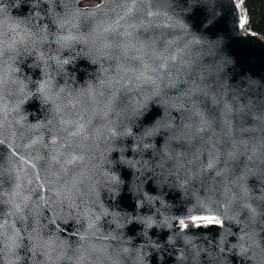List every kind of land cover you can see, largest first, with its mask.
<instances>
[{
    "label": "water",
    "instance_id": "1",
    "mask_svg": "<svg viewBox=\"0 0 264 264\" xmlns=\"http://www.w3.org/2000/svg\"><path fill=\"white\" fill-rule=\"evenodd\" d=\"M0 8V218L20 230L15 247L0 242V264H264V37L238 27L247 19L240 0H0ZM104 29L109 40L154 48L101 55L93 38ZM69 35L81 39L57 42ZM152 51L176 59L149 73L154 83L136 81L135 57L156 65ZM119 64L133 71L115 85ZM41 85L58 102L80 99L85 135L59 130ZM190 101L217 119L230 108L236 142L232 159L225 163L222 143L217 165L199 176L187 142L171 138ZM169 119L172 129L144 135ZM15 204L23 218L10 215ZM193 215L221 223L197 227Z\"/></svg>",
    "mask_w": 264,
    "mask_h": 264
},
{
    "label": "snow or ice",
    "instance_id": "2",
    "mask_svg": "<svg viewBox=\"0 0 264 264\" xmlns=\"http://www.w3.org/2000/svg\"><path fill=\"white\" fill-rule=\"evenodd\" d=\"M131 4H135V0H131ZM99 7V6H98ZM82 11L85 14H91L96 9H82ZM132 12V7H128L125 11V15H129ZM149 16L153 15L151 11L147 13ZM249 21L246 18H241L238 20V27L243 28ZM130 28L135 29L136 25L131 24L129 25ZM111 31V29H104L103 33H98L93 38V46H95L99 52V54L104 55L106 54V50H111L113 48H119L124 56H127L129 48H134L136 52L143 53L144 55H148V48H154V44L149 41L147 43V47H145L144 44H139L138 46L136 44H132L128 41L125 42H119V41H113L109 40L104 33H107ZM126 37H131L133 33L131 31L125 30L123 33ZM73 39H81L80 37H73L71 35L69 36H60L57 39L58 43L67 44L68 41H71ZM23 41H21L22 43ZM15 43V41H14ZM11 47V45H9ZM4 54V49L2 46H0V57H2ZM107 54L110 56L111 52L107 51ZM151 57L155 60L159 61L158 64L152 65L147 60L144 59L143 55H139L135 57L140 61V64L142 65V68H139L136 70V72L133 73L136 81H141L147 83L149 81L155 82L154 78L149 75V73H156L160 72L162 70H165L168 68V61L172 60L175 61L176 57H165L162 54H157L156 51L151 52ZM65 62V61H64ZM133 70L131 68L125 69L124 64H119L116 68V72L118 74V78L114 80L115 85H120L121 81L123 80V76H119L120 73L132 72ZM112 86V85H109ZM46 85H41L38 89L44 96L45 102H51L53 104V113L54 119L57 120L58 124L60 125V131L68 133V136H83L85 135V127L86 124L83 122L85 121V116L88 113V109L85 107L78 108V105L81 104V101L79 98H71L67 99V102L59 101V94H56L55 96H50L47 92H45ZM61 92L63 89L60 90ZM197 90L196 89H190L185 95L192 96L195 94ZM89 97L92 99V103L96 104L97 101L95 99V91L92 88H89L87 90ZM154 95L158 94V91L156 93H153ZM102 95V93H101ZM112 98L115 99V92L112 93ZM149 99L148 96H145L143 101H138L134 112L139 113L141 109L146 105L147 100ZM165 104L167 102H164ZM215 103V101H214ZM69 107L72 109L71 112H68L67 109ZM106 108L111 109V101H108L105 105ZM180 107H183V105H180ZM184 111L187 113V115H182V119L180 122V125L177 126L175 131L173 132V137L177 140H184L187 142L188 146L191 149L190 157L187 159V163L190 165H195L193 169H191L192 172L195 173V175L199 176V174L206 169H212L214 168L220 158L221 151L220 146L223 143V155L225 157V163L227 160H230L233 158V154L236 152L235 148V141H231V121L228 118V113L231 111L230 108L225 106V111L222 114V117L220 119H217L215 116L208 114H205V111L202 110L198 104L195 101H190V106ZM93 115L95 112L93 111ZM91 117L88 118V123H90ZM213 123L216 124L217 127L220 128V132L216 133L215 131H209L212 129ZM163 126L169 129L173 128L172 121L169 120H157L153 127H149L145 130L144 135L145 136H152L154 135L159 128ZM113 135H115V132H113ZM197 140V144H193V140ZM231 142L232 148L231 151L229 150V143ZM2 143V141H0ZM52 143H56V138H52ZM203 153H207V162L201 163L200 157ZM79 159V157L73 156L71 160L68 161V163H73L75 160ZM226 170V169H225ZM217 175H221V170L217 169L216 172ZM10 215L14 216H20L23 218L22 215V206L20 204L14 205V211L10 213ZM191 219L193 223L200 227L202 223L204 224H220L221 221L217 219L213 215H193L191 216ZM147 223H151V221H146ZM181 227L187 228V224L184 223L183 220L179 221ZM11 229L12 234H8V230ZM20 238V230L15 228V224H9L7 220H4L0 218V242L3 240L9 241L10 247H15L18 239Z\"/></svg>",
    "mask_w": 264,
    "mask_h": 264
},
{
    "label": "trees",
    "instance_id": "3",
    "mask_svg": "<svg viewBox=\"0 0 264 264\" xmlns=\"http://www.w3.org/2000/svg\"><path fill=\"white\" fill-rule=\"evenodd\" d=\"M241 5L249 21L247 30L258 32L264 37V0H241Z\"/></svg>",
    "mask_w": 264,
    "mask_h": 264
},
{
    "label": "clouds",
    "instance_id": "4",
    "mask_svg": "<svg viewBox=\"0 0 264 264\" xmlns=\"http://www.w3.org/2000/svg\"><path fill=\"white\" fill-rule=\"evenodd\" d=\"M2 10H3V9L0 8V11H2ZM67 62H68V61H65L64 63H67ZM243 251H244L243 249L239 250V251L237 252V255H238V256L241 255Z\"/></svg>",
    "mask_w": 264,
    "mask_h": 264
},
{
    "label": "rangeland",
    "instance_id": "5",
    "mask_svg": "<svg viewBox=\"0 0 264 264\" xmlns=\"http://www.w3.org/2000/svg\"><path fill=\"white\" fill-rule=\"evenodd\" d=\"M204 224V223H203ZM206 225V224H205Z\"/></svg>",
    "mask_w": 264,
    "mask_h": 264
}]
</instances>
